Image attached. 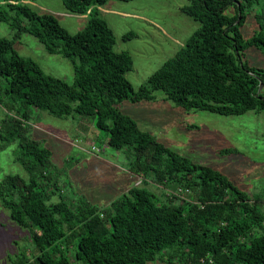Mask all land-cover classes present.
<instances>
[{
	"label": "trees",
	"instance_id": "1",
	"mask_svg": "<svg viewBox=\"0 0 264 264\" xmlns=\"http://www.w3.org/2000/svg\"><path fill=\"white\" fill-rule=\"evenodd\" d=\"M31 1L36 0H0V21L11 29L10 37L0 36V102L6 110L0 153L12 146V160L26 174L8 172L0 178V205L28 229L33 264H144L155 259L264 264L260 199L252 202L225 173L169 148L117 106L125 99L153 100V92L161 90L164 99L187 110L264 112V68L243 58L249 47L264 55V11L258 8L264 0H188L181 10L200 27L136 89L125 77L133 66L131 54L114 50L115 35L100 15L107 0H62L66 13L86 17L75 33L55 14L34 9ZM229 7L233 10L227 14ZM251 12L259 28L244 38L240 28ZM24 33L48 53L71 60L72 83L17 52L14 44ZM133 36L123 34L124 39ZM37 110L90 120L105 133L109 147L127 155L140 183L144 177L188 188L194 201L162 200L146 183L131 186L107 206L75 194L67 169L54 164L51 150L32 136L30 123L22 122L37 116ZM18 259L31 264L25 254Z\"/></svg>",
	"mask_w": 264,
	"mask_h": 264
},
{
	"label": "rangeland",
	"instance_id": "2",
	"mask_svg": "<svg viewBox=\"0 0 264 264\" xmlns=\"http://www.w3.org/2000/svg\"><path fill=\"white\" fill-rule=\"evenodd\" d=\"M188 2L107 0L100 7V15L115 35L114 50L131 54L133 66L125 77L134 89L145 83L149 75L172 57L200 27L198 21L181 10ZM29 4L38 11L55 14L59 23L71 33L85 25V15L66 13L62 0H36ZM258 8L264 11V1ZM232 10L229 7L225 13ZM258 28L254 12H251L240 31L247 38ZM127 32H134V36L124 39L123 34ZM0 36H11L8 23L3 21H0ZM14 48L21 55L37 61L46 73L72 83L71 60L48 53L34 36L24 33ZM243 58L253 66L264 68V55L256 47L247 48ZM153 93L156 96L153 100L132 102L125 99L117 106L134 118L141 129L150 131L169 148L225 173L252 202L254 198L260 199V208L264 212V112L250 110L241 115H221L187 110L164 99L161 90ZM35 112L37 116L22 122L30 123L32 136L51 150L54 164L67 169L71 180L69 186L75 194H84L91 202L107 206L131 186L146 183L162 200L171 199L174 204L194 201L190 192L177 195L175 192L180 187H168L144 177L143 183L138 182L141 176L129 170L127 155L109 147L105 133L96 129L90 120ZM5 113L0 102V125ZM11 150L12 146H8L0 153V178L8 172L26 175L22 166L12 160ZM32 249L28 229L13 221L9 210L0 205V264H23L18 259L21 254L33 264ZM74 252V249L70 250L69 256L73 257ZM144 264L181 263L155 259Z\"/></svg>",
	"mask_w": 264,
	"mask_h": 264
},
{
	"label": "built area",
	"instance_id": "3",
	"mask_svg": "<svg viewBox=\"0 0 264 264\" xmlns=\"http://www.w3.org/2000/svg\"><path fill=\"white\" fill-rule=\"evenodd\" d=\"M138 182H141V180L139 179ZM179 192H181V193H183V194H186V193H188V192H190V191H189L188 188L180 187V188L178 189V191H176L175 193H177V195H180Z\"/></svg>",
	"mask_w": 264,
	"mask_h": 264
},
{
	"label": "crops",
	"instance_id": "4",
	"mask_svg": "<svg viewBox=\"0 0 264 264\" xmlns=\"http://www.w3.org/2000/svg\"><path fill=\"white\" fill-rule=\"evenodd\" d=\"M101 7V6H100ZM100 7H99V9H100Z\"/></svg>",
	"mask_w": 264,
	"mask_h": 264
},
{
	"label": "water",
	"instance_id": "5",
	"mask_svg": "<svg viewBox=\"0 0 264 264\" xmlns=\"http://www.w3.org/2000/svg\"><path fill=\"white\" fill-rule=\"evenodd\" d=\"M260 86H261V84H260Z\"/></svg>",
	"mask_w": 264,
	"mask_h": 264
}]
</instances>
